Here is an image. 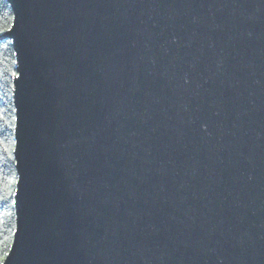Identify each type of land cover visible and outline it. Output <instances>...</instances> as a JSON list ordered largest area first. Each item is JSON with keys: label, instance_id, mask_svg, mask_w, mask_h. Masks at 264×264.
Instances as JSON below:
<instances>
[{"label": "water", "instance_id": "water-1", "mask_svg": "<svg viewBox=\"0 0 264 264\" xmlns=\"http://www.w3.org/2000/svg\"><path fill=\"white\" fill-rule=\"evenodd\" d=\"M5 264H264V0H7Z\"/></svg>", "mask_w": 264, "mask_h": 264}, {"label": "trees", "instance_id": "trees-1", "mask_svg": "<svg viewBox=\"0 0 264 264\" xmlns=\"http://www.w3.org/2000/svg\"><path fill=\"white\" fill-rule=\"evenodd\" d=\"M0 16L5 19L13 16L11 5L7 0H0ZM16 75V57L12 41L0 39V238L11 237L12 241L15 231L13 201L17 181L13 153L15 145L13 81ZM11 244L12 242L9 246Z\"/></svg>", "mask_w": 264, "mask_h": 264}, {"label": "snow or ice", "instance_id": "snow-or-ice-1", "mask_svg": "<svg viewBox=\"0 0 264 264\" xmlns=\"http://www.w3.org/2000/svg\"><path fill=\"white\" fill-rule=\"evenodd\" d=\"M15 21V16H9L7 19H5L3 16H0V39H7L8 34L13 33ZM5 150H8L7 146H5ZM13 203H15V201H13ZM11 242V237L7 239L0 238V264H5V261L8 259L11 251V248L9 246Z\"/></svg>", "mask_w": 264, "mask_h": 264}]
</instances>
